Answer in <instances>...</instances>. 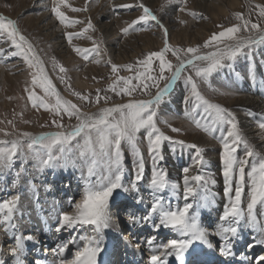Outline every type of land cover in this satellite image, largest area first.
I'll return each mask as SVG.
<instances>
[{
	"label": "rangeland",
	"instance_id": "1",
	"mask_svg": "<svg viewBox=\"0 0 264 264\" xmlns=\"http://www.w3.org/2000/svg\"><path fill=\"white\" fill-rule=\"evenodd\" d=\"M236 2L235 6L234 0H0V190L3 185L8 189L0 196L7 204L0 209V228L9 233L12 257L0 264L23 262L28 251L21 257L18 247L35 237L20 229L27 216L20 213L17 219L20 195L43 196L51 182L65 189L69 173L70 186L78 179L84 191L74 202L79 204L71 203L74 220L97 224L100 231L108 221L107 201L122 203L138 196L139 190L151 200L150 221L144 214L139 221L163 229L155 250L146 251L157 259L164 255L159 264L176 257L178 261L191 251L194 240L188 235L199 234L203 243L207 232H214L215 226L206 229L204 223L199 232L194 229L198 219L194 201L201 198L200 204L209 206L216 180L221 187L212 193L229 203L221 208L215 195L221 209L215 208L222 214L223 208L240 217L242 213L246 222L264 226V145L254 149L237 121L244 117L254 122L251 125L264 139V114L247 105H230L224 93L254 97L264 90V0ZM257 34L263 37L256 43L218 51ZM175 73L172 89L150 105H119L108 118L89 122L78 116L149 100ZM199 136L219 147L221 162L212 171L196 149ZM185 159L186 166L174 176L169 170L177 167L174 161L185 164ZM25 185L32 192H20ZM195 192L194 201L186 200ZM171 198L183 204L174 211L165 209L164 201L174 205ZM250 204L261 207L249 208ZM50 208H55L53 202ZM231 210L226 214L236 217ZM35 221L39 219L31 217L29 225ZM84 226L83 233L74 230L80 248L71 247L69 263L86 247H107L102 234L93 243L88 232L94 235L95 228ZM60 241L70 244L69 236ZM249 241L243 245L246 250ZM172 244L177 247L169 249ZM215 245L221 251L220 243ZM263 255L248 254L247 261L254 263Z\"/></svg>",
	"mask_w": 264,
	"mask_h": 264
},
{
	"label": "bare ground",
	"instance_id": "2",
	"mask_svg": "<svg viewBox=\"0 0 264 264\" xmlns=\"http://www.w3.org/2000/svg\"><path fill=\"white\" fill-rule=\"evenodd\" d=\"M236 3H237L236 0H234L233 4L235 5ZM3 16H7V15L4 14V12H3ZM43 16H45V14ZM261 37H263L262 34H257L252 38H241L236 42V44L234 46L229 45L228 47H225L224 49L218 50V51L224 52L227 50H233V47L242 48V47H245L247 45L256 43ZM176 73L171 77L168 84L164 88H162L160 91H158L156 93V95L149 100H142V101H137V102L131 101V102H124L121 104L113 105L108 109V111H105L102 113H94V114H91L90 117H85L84 115H81V114L80 115L78 114V116L80 117V119L83 122H89L92 119L96 120L97 117H100V116L108 118V116L111 115L110 112H112L113 109L119 107V105L120 106L124 105L123 107H126V106L141 107V106H145V105H150L156 101L158 96L164 95L166 92H168L172 89L174 82L176 80V76L178 74V73L177 74ZM246 89L247 88L245 87L244 90H246ZM262 92H260V94H258V96H254V97L253 96L249 97V96L243 95V94L242 95L236 94L237 92L236 93L224 92V93H227V96H228L227 99H230L228 102V103H230V105H237V106L238 105L239 106L247 105V106H250L249 109L255 110L256 113L264 114V99L261 98V96H264V90H262ZM123 107H120V108H123ZM67 108H68V106H67ZM237 121H238L239 125H241V124L244 125V127L240 126L242 129L241 133L245 136V138L249 142L252 143L253 148L254 149H261V147L264 145V139H261L262 134L260 133L258 127L251 125L254 122H252L250 124L249 122L245 121L244 117L238 119ZM216 135H217V133H215V138H216ZM186 137L188 139H193V137L189 138V134H187ZM206 140L207 139L204 136L203 137L199 136V139L195 141L196 142V149L198 150V152L200 154L202 153V155L204 156V158H206L208 160V162H210V165H211L210 169L211 170H209V171H212V170H214V167L216 168L218 163L221 162V156L219 154V160H218L216 151L219 149V147L216 146L213 142L206 141ZM261 153L263 155L264 150H262ZM169 156L170 155H168V157ZM185 161H187V159H185L184 162ZM174 163H176L175 165L177 167L171 168L169 170L172 172V174L174 176H176L179 174V171H177V170L179 168L181 169L183 166H186L187 162H185V164L183 162H180V163L178 162L179 165H177L176 161H174ZM248 165H249V163L246 164L245 166H248ZM68 177L69 178L66 179L64 182V184L67 185L65 189L63 188V186L58 185L56 182H54V183L51 182L50 183L51 187L49 188L48 192H45V194L43 196H40L37 194H32V195L31 194H28V195L22 194V196L20 195V197H22V200L18 204V207L20 209L17 210V213H18L17 219H20V217H19L20 213H21V215L27 214L26 219L24 221H20V223H21V225H19V226H21L20 229H22L23 231H25L27 233L33 232L35 234L34 239L30 240V243L34 242V244H36V246H38V247L50 245V248H52V250H53L52 252L55 253V257H54V259H52V264L55 263V259H57L58 264H80V263L81 264H95V261H97V260L103 261V264L105 263V261H106L105 259H107L106 258V256H107V248L106 247H104V248L103 247L102 248L96 247V249H95V247H86L85 250L83 252H81V255L74 257V259L72 260L71 263H69L67 261L68 252L70 251L71 247L74 250H79V248H80V241L78 239L79 234L74 235V233H75L74 230L77 229V231H79L78 233H82V230L85 227L83 225H86V226L91 225L92 228L95 227V229H94L95 234L94 235H92V234H90V232H88V235H89V237L93 243H94L95 239H97L98 236L101 234L103 235L104 240L106 239L105 241H107L108 244L110 241V243H111L110 246L112 248L110 250V252L114 249L113 254L111 255V258H110L111 264H120L119 257H120L121 247H124L125 252H127L128 254H133L132 249L134 246L132 245V242H133V244H135V243H134L133 239H130L131 237L127 238V236H125V234L128 232L129 229H133V231L135 232V233H132V238H134V240H138L137 243L139 241L141 242L143 240H146V241H148L149 248L151 247L153 250H155V243H157V241L155 242V240L160 238V236H161L160 233H161V231H163V229L160 227V224L151 228L149 226H142L141 221H139L140 219H143L142 218L143 214H144L145 218L147 217V221H150L149 216H150V212L152 210L151 200H149V198L147 196H145L140 190H139V192H140L139 195L134 196L133 199L126 198V201H124L122 203H117V204L113 203L112 201L111 202L107 201L105 203L106 205L104 208V210H105L104 216L107 218L108 221L105 220L104 225L102 226V231H100L97 228V224H92V223L87 224V222H84V221L79 223V222H76L74 220V217L71 214L72 211L70 210V208H72L71 203L78 201V199L80 200L81 195L84 193V191H82V186H81V184L77 178H75V179H77V182L74 184L73 187H71L70 186V180H71V174L70 173L68 174ZM66 178H67V176H66ZM145 179H146V177H145ZM58 181H60V180H58ZM189 182H191V181H189ZM219 183H220V181L216 180V183L214 184L213 190H210V198L209 199L211 200V204L207 207L200 204V202L203 201L201 198L198 199L196 202L194 201V196H196L197 191L192 195L191 199H186V200L194 201V208H195V211L197 212V215H198L197 221H196V219L194 221V225L196 226L194 228L195 230H197L199 232V230H201V228H202V223H204L203 225L205 226L206 229L210 228L212 226H215V227H214V232H212V231L211 232L208 231L209 233L207 232V235H208L207 240H205V242H203V243H200V241H199V238H200L199 234L187 236L190 238V240L193 239L194 241H191V243H192V250L191 251L185 252V250H184V252H185L184 256L187 257L184 259V261L185 260H191V259L201 260L202 259V249H207L208 251L212 250V249H216L217 245H215V243H220L221 250L223 251L222 254H225L227 259L232 258L233 253H234L233 249H235V245H238V247L240 249L238 251V253H240V256L242 257L241 258L242 262H244L245 264H264L263 263L264 260L261 257H259V259L254 263H249L247 261V255L248 254L253 253L254 256H255L256 252H258V256L261 254H264V226H261L260 223H258L257 221H255L253 223H248V222H246L247 219L245 220L246 217L245 216L242 217V213H241V217H240V214L237 215L236 212H234L233 210L228 209V208H223L225 213L222 214L221 210H220L222 207L220 205L222 203L227 205L226 203L228 201L224 197L218 195L217 193L216 194L212 193V191L215 190V192H216L217 189H219L221 187L220 186L221 183L220 184ZM194 186H198V185H194ZM140 189L145 190V189H143V187H140ZM7 190L8 189L6 188V186L3 185V188L0 190V196H3L4 194L8 193ZM25 190L32 192L31 187H28V185H27V188L25 185V188L21 189L20 192H23ZM146 190H148V189H146ZM197 190H198V188H197ZM34 192H35V190H34ZM168 192L171 195L170 197H174V195L170 191H168ZM141 194H143L144 196L140 197ZM186 194L183 196V199H181V200H183V203L185 201L184 199H185ZM215 195H216V201H217V203L220 202L218 205L221 208L216 204V202L214 200ZM39 197H42L41 201H40ZM46 198H47V201H46ZM35 199H36V202L38 204L35 202ZM44 199L46 201L45 203L43 202ZM223 199H225V200H223ZM170 200L172 202H174V205H170L168 203V201H164L162 206H164L165 209L170 208V210L174 211V210H176V208L178 209V207H180L183 204V203L181 204L180 199L171 198ZM51 202L54 203V206H55L54 209L50 208ZM233 202H235V204L238 205V201H236V199ZM9 203H11V201ZM230 203H231V201H230ZM74 204L77 205L79 203L76 202ZM129 204H131V205H129ZM199 205L202 206V208H198ZM3 206H7V204L2 203L0 201V209ZM39 206H40V209L43 211H40L38 209ZM81 206L82 205H80V207ZM131 206H133L134 209ZM215 206H218L220 209H217V207L215 208ZM252 207H254L255 209H258L261 206L251 205V207H249V208H252ZM182 209L183 208L181 207V211H182ZM228 210H231V212L234 213L236 215V217H234V218L229 217L228 214H226V211H228ZM261 210H262V208H261ZM41 212H43V215ZM110 215H112L113 218L116 219L115 222L113 221V219L109 218ZM250 216L251 215H248L249 218H250ZM258 216H259V213L256 215V217L258 218ZM31 217H34V219H39V221L38 222L35 221L34 224L29 225ZM262 218L264 220V216ZM262 218L260 220H262ZM161 220H164V218H162ZM258 220H259V218H258ZM109 221H110V223L107 224V222H109ZM147 221H146V223H148ZM146 223H145V225H147ZM56 224H57V227H56ZM140 224H141V226H140ZM263 224H264V222H263ZM122 225H125L124 230H122L123 229V227H121ZM254 225H255V227L257 226V228L254 227V229L250 230V227L254 226ZM120 230L122 231L121 234L119 232ZM147 232H148V234L146 235ZM260 232H261V236H260ZM150 233H151V235H149ZM65 236H69V239H70L69 243L70 244H68V245L61 244L60 240L62 237H65ZM162 236H163V234H162ZM255 236H256V238H255ZM181 237H183V236H181ZM247 238L250 239V241L248 242L250 245L248 250H246L245 247H243ZM0 239H1V241L4 240L2 247L5 250L4 256L1 257V255H0V262H1V259H3V260H6V263H7V262H9V260L12 257L9 256V254H10L9 248L11 246L9 245L10 244L9 233H8L6 228H3V229L0 228ZM59 241H60V244H59ZM218 241H220V242H218ZM231 243L234 244L233 245L234 247L229 248V246H231L230 245ZM28 245H29V243H27L26 246L19 245L17 254L22 257L24 252L26 251L27 247H29ZM176 247H177L176 244H172L171 246H169V249L170 248H176ZM183 249H186V248H183ZM171 252L173 253V250ZM140 255H142V254L139 253V251H137L135 257H137V256L139 257ZM30 257H31V255L27 256V258L23 257L24 258L23 262L15 259L10 263L11 264H32L31 260H29ZM163 257H164V255L162 257H160L159 259L149 257V260H150L151 264H159V261ZM145 258L147 259L148 256L145 255ZM215 258H216V260H221L222 256L219 254H216ZM176 259H177V257L174 260H176Z\"/></svg>",
	"mask_w": 264,
	"mask_h": 264
}]
</instances>
